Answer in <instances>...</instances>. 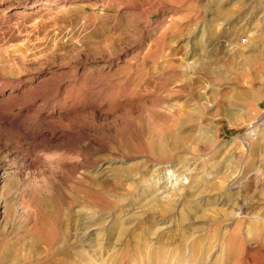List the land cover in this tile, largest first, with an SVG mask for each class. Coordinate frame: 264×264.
<instances>
[{
	"label": "rangeland",
	"instance_id": "1",
	"mask_svg": "<svg viewBox=\"0 0 264 264\" xmlns=\"http://www.w3.org/2000/svg\"><path fill=\"white\" fill-rule=\"evenodd\" d=\"M217 1L220 3L216 5ZM229 2L0 0V84L4 81L8 83L0 91V109L4 111L10 107L16 87L23 91L42 92L67 88L71 94L67 96L71 99L66 97L64 107L68 109L69 104L73 107L77 105L76 110L85 101L83 97H77L81 100L74 102V96L88 91L97 77H102V81L107 75H130L138 80L150 76L152 79L143 80L135 89L143 88L140 93L144 98L147 96L156 100L147 103L154 106L152 124L141 111L134 110L130 116L135 119L139 131L126 137L123 142L126 148L111 154L100 150L95 155L122 160L128 157L130 161L126 163L141 161L150 156L151 143L170 137L167 143L170 144L177 134L185 133L183 147L180 145L175 155L180 157L178 166L186 161L194 163L195 171L191 176L186 173L182 179L168 180L163 190L159 189L162 180L157 185L154 183L157 177L150 182L144 181V178L137 179L131 188L122 187L116 192L119 202L113 206L110 202L95 199L103 207L94 214L99 222L96 224L97 230L88 241L81 242L93 263L103 262L108 253L124 247V242H116L118 232L133 222L145 232L146 241L152 248L158 239L170 233L178 234L186 246L193 240L203 239L202 244L208 251L202 250L199 255L201 258L203 255L205 264L222 259L221 264H248L249 256L258 261L264 259L260 247L249 241L252 235L249 233L258 227L257 221H264V125L253 138L244 139L245 145L240 138L247 131L248 124L264 119V0H255L250 7L242 10L240 17L232 20L225 17L227 15L219 14V9L224 11L227 7L231 8ZM139 5L150 11V26L146 21V12ZM224 18L231 22L239 18L240 23L249 21L243 31L236 29L238 33L235 37L230 35L245 53L251 47V50L262 49L257 63L243 64L241 61L237 64L229 61V48L224 47L226 42L223 44L225 53L211 51V42L219 36L223 40L220 24ZM205 23L204 38L200 41L190 40L191 34H195V30ZM206 37H211L208 49L204 46ZM191 49L195 50L193 55L189 54ZM239 59L242 60L241 57ZM250 77L254 78L252 87L246 83ZM145 86L147 90H144ZM105 87V81L99 82V88ZM118 90L122 92L121 88ZM251 92L257 93L258 98L250 97ZM27 93L30 95V92ZM62 97L52 98L50 104H56L59 99L57 103L61 104ZM50 104L45 105L43 111ZM175 104L182 108L183 114L179 108V111L175 108L177 114L169 115L172 112L170 106ZM180 114L188 119L179 124L181 127L178 126ZM84 121L89 125L94 124L96 128L89 130L91 137L85 140L82 147L97 148L111 128V119L96 121L84 118ZM120 128L115 127L117 130ZM1 133L0 259H6L18 253L17 249L20 250L24 242L23 232L31 225L24 222L20 214L13 223L19 205L18 197L22 198L21 189L31 179L25 180V175H17V170H24L25 166L21 159H14L16 152L23 151L27 145L18 142L11 134ZM16 147L19 148L16 150ZM159 161L162 160L152 154L150 161L139 164L137 172L150 176L149 169ZM89 166L91 164L86 172L94 173L96 165ZM25 170L32 172L35 167ZM180 170L177 169L176 173ZM233 180L235 187L228 189ZM61 192L69 194L68 190L59 189V193L52 198L40 200L33 199L30 191L26 192L23 196L25 200H31L32 205L37 207L36 225L53 219L44 211L52 205L56 210L59 208L62 214L64 202L61 201ZM223 199L225 202L220 204ZM150 202L152 210L148 207ZM212 234H217V239L210 240ZM231 235H241L245 242L244 247L241 242L239 244L240 240L231 246L232 255L239 258V262H234L236 257H228L224 250ZM184 236L190 239L186 240ZM209 240L211 248L208 246ZM155 250L158 248H153L152 253ZM187 250L186 259L190 257ZM140 251L145 254L146 248L141 247ZM22 260H19L21 264L24 263ZM105 263L110 264L109 261Z\"/></svg>",
	"mask_w": 264,
	"mask_h": 264
},
{
	"label": "bare ground",
	"instance_id": "2",
	"mask_svg": "<svg viewBox=\"0 0 264 264\" xmlns=\"http://www.w3.org/2000/svg\"><path fill=\"white\" fill-rule=\"evenodd\" d=\"M254 1L255 0H247L239 2L230 0L229 3H231V8L227 7L224 11L219 9V14L224 16L227 15L225 17L230 20L233 18L236 19L240 17L242 10L250 7ZM219 3L220 1H217L216 5ZM139 6L143 9V12H146V21L150 26V11L147 12V9L143 5ZM219 14L218 17H220ZM1 16H3V14ZM240 19L241 18L237 19L235 22L227 21L226 18L223 19V23L221 22L220 24L223 28V33L221 34L223 35V40L221 39L222 36H219L216 41L211 42L210 45L213 47L211 51L215 53V50H220L222 53H225L223 51V44L226 42L224 47L229 48L227 54L229 61L237 64H240L241 61H243V64L246 62L255 64L257 63L256 60L260 58L262 49L257 51L253 48L251 50V47L250 50L245 53L236 42L232 41V37L236 36L238 33L237 31L241 29L243 31L245 25L249 24L248 20H244L243 23H240ZM206 25L207 23L198 30H195L197 32L193 35L191 34L189 39L195 41L202 40L206 32ZM232 29L235 31L233 30L234 32L231 33ZM213 33L216 34L217 32ZM230 34H232V37ZM210 38L211 37H209V39ZM209 39L206 37L204 40V46H207L206 49L210 47L208 44L211 40ZM231 41L233 43H231ZM151 48L152 46L149 50H151ZM194 53L195 50L191 49L189 54L193 55ZM240 57L242 60L239 59ZM262 69L263 68H261V70ZM100 79L98 77L95 78L88 91L77 93V96H74V102L81 100L80 98L77 99V97H83L85 101L80 109L75 110L77 105L73 107L71 104H69V106L67 105L68 109L65 106L67 110L65 109V103L63 102L66 100V97L68 98L67 94H70L67 88H57L42 92L40 90L23 91L19 90L18 87L13 91L15 96L11 98L13 101L12 104H9L10 107L8 106L4 111L0 109V135H3L1 132H6L7 134H11L14 138H17L18 142H23L27 145L24 147L23 151H17L14 156V159H21L23 166H25L24 170H21V168L17 170V175H25V180L31 179L21 189L22 198L18 197L19 205L17 206V210H15L16 212L14 211L16 215L15 220H13V223H15L17 215L20 214L24 222H30L31 225L23 232L22 239L24 242L21 244L20 250L17 249L18 253L16 255L14 254V256H8L9 254L5 252L8 257L6 259L1 258L0 264H21L19 260L22 259H24L22 260L24 261L23 264H98L93 263L92 259H88L90 257H88V253L81 245V242L84 243L88 241L90 237L93 236L94 231L97 230L96 224L99 222L95 220L94 214L103 209V207H100L95 201L96 198L101 201L104 200L106 203L110 202V205L113 206L114 203L117 204L119 202L115 196L116 192L120 191L122 187H127V189L131 188L136 184L137 179L144 178V181L149 180L150 182L152 178L157 177L154 183L157 185V183L162 180L163 182L160 184L162 187L159 189L163 190L168 180L173 178H175L174 180L179 178L182 179L184 175H187L186 173H188L189 176L194 173V163L191 164V162L186 161L182 163V165H179V167L177 162L180 157L175 155L176 150L180 149V145L181 148L183 147L182 144L186 138L184 135L185 133L177 134V136L169 142L170 144H167L169 141L168 138L170 137L151 143L150 156L141 161L126 163L130 161L128 157H124L122 160L118 158L115 159L113 156H106L104 158L96 156L95 152L100 150H106L111 154L125 147L123 142H125L126 137L133 136L135 135L134 133L139 131L135 124V119L130 116L134 110L141 111L152 124L153 104L147 103L149 101H156L152 97L146 96L144 98L140 93L143 88L135 89V87L139 86L145 80L152 79L150 76H148L147 79L139 78L138 80L130 75H124V77H122V75H107L102 80L107 84L105 88H99V82L102 83ZM253 80L254 78L250 77L248 80L246 79V83L252 87L254 85ZM7 85V82H1L0 91ZM120 88L122 90L121 93L118 92ZM147 88L148 87L145 86L144 90H147ZM27 92H30V95H27ZM61 95H63L61 104L57 103L60 99L58 101L56 100V104L53 102L50 104L52 98ZM250 97H253V99L256 97L258 98V94L251 92ZM49 104V108L43 111L45 105ZM73 104L75 105L76 103ZM170 107L172 112H170L169 115L176 113V111H174L175 108H179L181 114H183L181 111L182 108L176 104ZM181 114L178 115L181 117V122H178V126L180 127L181 125L179 124L188 120L186 119V115L181 116ZM84 118L96 121L101 118L111 119L109 123L111 128L104 134L105 138L101 144L97 145V148L88 146L84 149L82 147L85 140L91 137L89 130L91 128H96L94 124L92 125L90 123L91 125H89L84 123ZM263 125L264 119L261 118L248 124L247 131L244 135L240 136L242 139L241 143L245 145L244 139L248 137L253 138ZM117 126L121 127L120 130L115 129ZM18 148L19 147H16L15 149L17 150ZM152 154L155 158L162 161L152 164V167L149 169L150 176L146 173L137 172L138 166H140L139 164L150 161V159H152ZM33 155L35 156L34 159L31 158ZM89 164H91L89 167L96 165L94 173L86 172ZM32 167H35V170L27 173L25 169L30 170ZM179 168L181 170L176 173V170ZM81 169L83 171H79ZM235 185V180H233V182L229 184L228 189H233ZM59 189L68 190L69 192V194L65 192L60 193L61 201L64 202H61L64 206L62 214H60L59 208L56 210L52 205L51 208L44 211L50 214L53 219H49L48 222L42 221L40 225H36V219L38 217L37 207L32 205L31 200H25L23 196L26 192L30 191L33 199H49L58 194ZM156 202L158 203L157 200ZM223 202H225L224 199L220 204H223ZM148 207L152 210V202L149 203ZM93 208L96 210H93ZM2 214L3 216L5 215V213ZM105 219H107V217H105ZM9 223L12 224L11 221H9ZM257 225L258 227L256 229L253 228V232L249 233L252 234L249 241L260 247L264 255V221L259 219ZM124 236V241H122V237ZM209 237L210 240H215L218 235L212 234ZM242 237L241 235L228 236V247L224 249L228 257H236L232 255L233 248L231 246L236 244L238 240H240L238 241L239 244L240 242L242 243V247L245 246ZM184 238L186 240L190 239H188L187 236H184ZM210 240L208 246L211 245ZM116 242H124V247L118 248L111 254L108 253L107 259H104L103 262H99V264H106L105 261H109L110 264H147L148 261H151V264H205L202 260L203 255L201 258L199 252L208 249L202 244L203 239H197V241L193 240V242H190L186 246L183 239L178 234L170 233L158 239L156 244L153 245V248H158V250L152 253L153 248L147 243L145 232L140 230V226L134 222L120 229ZM174 244L176 247H173ZM141 247L146 248L145 254H142L140 251ZM186 248L190 254L188 259L185 258ZM216 257H218V255ZM260 260L258 261L256 258L250 256L247 258L248 264H264V259ZM239 261L240 259L237 257L234 260V262ZM221 263H223V259L216 260L215 262L213 260L212 264Z\"/></svg>",
	"mask_w": 264,
	"mask_h": 264
}]
</instances>
